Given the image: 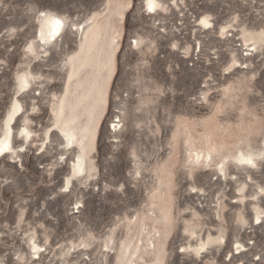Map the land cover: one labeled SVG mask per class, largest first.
<instances>
[{
    "label": "rangeland",
    "instance_id": "rangeland-1",
    "mask_svg": "<svg viewBox=\"0 0 264 264\" xmlns=\"http://www.w3.org/2000/svg\"><path fill=\"white\" fill-rule=\"evenodd\" d=\"M148 1L0 0V264H264V0Z\"/></svg>",
    "mask_w": 264,
    "mask_h": 264
},
{
    "label": "bare ground",
    "instance_id": "bare-ground-1",
    "mask_svg": "<svg viewBox=\"0 0 264 264\" xmlns=\"http://www.w3.org/2000/svg\"><path fill=\"white\" fill-rule=\"evenodd\" d=\"M148 9L154 8V3L152 0H149L146 4ZM153 10V9H152ZM47 23L49 24V28L47 30L48 39L53 38L55 34H57L60 30L62 22L56 18H49L47 19ZM41 38H46L44 33H39ZM20 109V105L15 103L10 111L7 114V121L5 125V130L0 137V156L6 154L11 149V138H12V129L11 124L14 122L18 111Z\"/></svg>",
    "mask_w": 264,
    "mask_h": 264
}]
</instances>
